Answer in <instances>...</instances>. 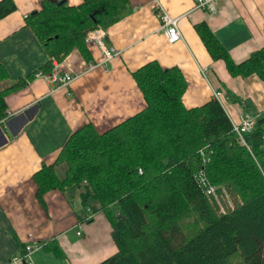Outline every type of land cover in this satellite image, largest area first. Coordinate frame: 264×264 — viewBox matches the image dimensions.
Here are the masks:
<instances>
[{
	"label": "trees",
	"instance_id": "obj_1",
	"mask_svg": "<svg viewBox=\"0 0 264 264\" xmlns=\"http://www.w3.org/2000/svg\"><path fill=\"white\" fill-rule=\"evenodd\" d=\"M16 10L0 1V18ZM133 11L128 0H83L79 6L42 0L27 17L50 61L62 62L74 49L88 60L87 34L108 29ZM213 60H223L232 76L256 74L264 81V46L240 64L231 59L207 23L195 26ZM0 88V120L7 93ZM147 107L115 127L99 132L92 124L76 130L52 165L35 173L37 198L82 189L85 208L104 213L117 252L99 264H264V115L240 143L227 112L217 99L188 109L187 83L177 67L149 62L133 73ZM8 78L0 66V83ZM226 192L233 208L221 212L201 177ZM23 264L26 244H20ZM62 257L57 242L45 245Z\"/></svg>",
	"mask_w": 264,
	"mask_h": 264
},
{
	"label": "crops",
	"instance_id": "obj_2",
	"mask_svg": "<svg viewBox=\"0 0 264 264\" xmlns=\"http://www.w3.org/2000/svg\"><path fill=\"white\" fill-rule=\"evenodd\" d=\"M13 1L16 10L0 18V66L8 73L0 88L34 77L7 93L6 117L0 120V264L23 259L20 244L27 243L36 246L26 256L28 264H99L117 252L106 215L88 211L76 190L49 191L45 209L37 198L35 173L54 164L69 137L84 125L105 132L143 111L147 101L133 73L152 61L181 71L188 109L220 92L218 101L233 124L263 116L264 81L256 74L232 76L223 60H213L195 26L207 23L240 64L264 46V0H218L213 14L197 9L194 0H128L133 11L104 29L101 39L117 54L106 61L98 40L86 39L88 60L74 49L60 62L59 71L78 75L62 87L36 76L50 57L26 19L41 9L42 0ZM65 1L69 6L83 2ZM162 12L180 18L182 41L168 42ZM51 241L58 243L62 257L45 248Z\"/></svg>",
	"mask_w": 264,
	"mask_h": 264
},
{
	"label": "built area",
	"instance_id": "obj_3",
	"mask_svg": "<svg viewBox=\"0 0 264 264\" xmlns=\"http://www.w3.org/2000/svg\"><path fill=\"white\" fill-rule=\"evenodd\" d=\"M195 1V7L200 10H205L209 13H216L218 11V0H194ZM160 20H161V28L164 30L167 40L170 44H175L177 42L182 41L183 36L182 32L179 28V19L180 18H173L166 12H162L159 14ZM105 30L102 28H98L97 30H91L87 34V40H98V44L102 49V52L104 54V58L106 61L111 60L117 52L114 48L106 46L103 43V38L105 37ZM98 35V38H96ZM102 39V40H101ZM53 68L50 72H44L42 69L38 70L36 72V76L42 77L46 79L47 81L53 83L56 85V87H62L67 86L70 83H72L77 77V74H67L59 71L60 68V62H58L56 59L51 60ZM203 74L205 75V71H203ZM215 98L218 100L220 96V92L214 93ZM235 132L238 134L240 143L246 145V141L244 138V135L253 129L254 127V120L253 118H247L245 119L241 124H233ZM202 185L205 186V192L210 196L211 198L215 199L218 202L219 208L221 212H226V207L233 208L232 201L230 200L228 194L226 192H223L221 194V197L218 195L216 187H214L210 181L205 178L203 175L201 178ZM88 211H91V207L87 208ZM81 232H78V235H80ZM36 246L33 244H26V256H29L30 252L35 248ZM16 264H23V259L19 258L16 262Z\"/></svg>",
	"mask_w": 264,
	"mask_h": 264
},
{
	"label": "rangeland",
	"instance_id": "obj_4",
	"mask_svg": "<svg viewBox=\"0 0 264 264\" xmlns=\"http://www.w3.org/2000/svg\"><path fill=\"white\" fill-rule=\"evenodd\" d=\"M81 191H82V189H76V195L78 196V198L80 197Z\"/></svg>",
	"mask_w": 264,
	"mask_h": 264
},
{
	"label": "water",
	"instance_id": "obj_5",
	"mask_svg": "<svg viewBox=\"0 0 264 264\" xmlns=\"http://www.w3.org/2000/svg\"><path fill=\"white\" fill-rule=\"evenodd\" d=\"M65 2H66L65 0L61 1V3H65Z\"/></svg>",
	"mask_w": 264,
	"mask_h": 264
}]
</instances>
